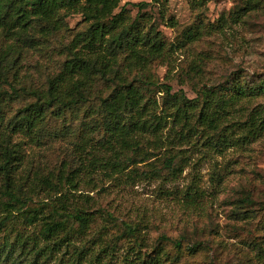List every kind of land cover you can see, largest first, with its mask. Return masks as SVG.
<instances>
[{
	"label": "rangeland",
	"instance_id": "rangeland-1",
	"mask_svg": "<svg viewBox=\"0 0 264 264\" xmlns=\"http://www.w3.org/2000/svg\"><path fill=\"white\" fill-rule=\"evenodd\" d=\"M139 1L151 2L143 11L162 34L165 46L161 56L142 69L135 68L128 80L140 76L141 80L133 79L134 84L141 87L144 101L151 103L152 113L165 121L157 133H145L137 149L121 151L119 172L103 164L115 159L101 145L107 136L100 123L93 126L101 117L89 113L85 117V107L75 118L48 115L37 137L10 134L9 129L1 135L15 113L34 100L21 88L45 90L47 79L60 71L68 55L66 46L88 23L80 14H72L63 29L46 37L35 34L33 42L0 32V55H7L8 65L5 80H0V141L9 133L6 142L15 145L21 159L19 175L28 178L22 183L23 191L29 193L33 177H49L55 183L61 169L66 174L78 166L74 146L86 120L87 160L98 159L94 168L80 174L76 189L66 185L56 193L38 185L33 190L42 189L32 195L36 206L65 192L69 207L78 203L94 211L87 235L77 242L87 247L86 260L80 264H128L137 247L131 250L133 239L122 234L125 223L138 226L142 252H149L161 235L181 241L180 252L170 242L162 244L168 255L161 264H264L257 256L264 249V131L247 143L211 144L212 136L219 135L225 125H234L229 133L232 139L249 114L264 110V92L238 99L216 131L197 122L202 89L229 94L231 90L225 88L232 84L252 87L264 78V0H120V5ZM128 8L133 19L137 8ZM188 29L196 34L191 41L184 39ZM164 85L178 100L169 99ZM181 93L197 101L185 117L174 121ZM89 103L87 107L97 101ZM169 157L178 167L174 173L167 167ZM245 196L251 204L243 201ZM106 212L112 215L110 220ZM38 229L39 224L25 226L17 221L0 232V238L8 233L11 241L17 231L35 234ZM192 245L197 246L194 251L186 249ZM60 255L44 264H56ZM62 257L63 264H73L66 261L68 254Z\"/></svg>",
	"mask_w": 264,
	"mask_h": 264
},
{
	"label": "trees",
	"instance_id": "trees-1",
	"mask_svg": "<svg viewBox=\"0 0 264 264\" xmlns=\"http://www.w3.org/2000/svg\"><path fill=\"white\" fill-rule=\"evenodd\" d=\"M149 4L151 2L139 1L120 5V0H0V32L23 42H33L35 34L46 37L63 29L66 26L65 19L72 14H80L88 23L86 29L77 32L66 46L68 55L60 71L47 79L45 90L21 88L33 96L34 100L15 113L4 126L1 135H5L4 132L9 129L10 134L22 133L37 137L42 133L48 115L58 119L69 114L70 118H75L81 108L85 107V117L87 113L101 117L93 126L96 128L97 123H100L107 136L101 145L111 151L115 159H106L103 164H107L113 172L121 171V161H118L121 151L129 147L137 149L140 138L148 132L157 133L165 121V117L152 113L151 103L144 101L141 87L134 84V80H141L140 76L133 75L134 80H128V74L135 68L142 69L164 52L162 34L152 26L151 18L143 11ZM128 6L137 8L133 19ZM195 35L188 29L184 39L191 41ZM6 56L0 55V80L6 78ZM120 56L122 58L118 60ZM99 86H104L107 93L103 94L104 90ZM10 87L13 92L16 91L13 85ZM164 88L169 99L178 100L176 93L169 94L170 86L164 85ZM227 88L231 93L228 94L227 90L223 93L211 89L201 90L202 104L197 122L212 131L218 129L225 113L238 99L264 92V78L252 87L235 83ZM94 100L97 101L96 105L87 107V103ZM196 101L187 99L181 93L178 105L174 108L173 120L180 121L185 117L187 109L190 110ZM233 126L225 125L218 132L219 135L212 136L211 144L228 147L255 140L264 131V110L249 114L239 125L238 134L231 139L229 133ZM82 128L79 142L74 146L78 166L66 174L61 169L55 183H51L49 177H33L28 183L29 193L24 192L22 186L24 181L28 182V178L18 172L20 156L15 145L9 146L6 142L9 133L0 141V232H5L9 224L17 221L25 226L39 224L37 233L24 234L17 231L11 241L8 240V233L2 234L0 262L44 264L59 252L61 255L56 264L64 263L63 254H68L66 261H72L73 264L86 260L87 247L80 243L95 220L94 211L78 203L69 207V197L65 192L49 201L40 200L41 203L36 206L32 204V195L42 189L35 191L34 187L41 185L44 191L50 189L56 193L61 192V186L66 185L76 189L82 181L80 174L86 175L94 168L98 159L91 156L87 160L89 139L86 120L82 122ZM166 160L170 172L174 173L178 167L172 165V157ZM243 201L252 203L248 196ZM85 202L87 196L83 199ZM106 216L109 220L112 218L107 212ZM124 227L122 234L133 239L130 249L134 251V247H137L132 259L126 260L128 264H161L163 257L168 255L162 246L165 242H170L178 252L182 249L180 240L161 235L149 252H142L138 226L125 223ZM196 247L192 245L186 249L194 251ZM257 256L264 263L263 248L259 249ZM53 260L56 258L53 257Z\"/></svg>",
	"mask_w": 264,
	"mask_h": 264
}]
</instances>
